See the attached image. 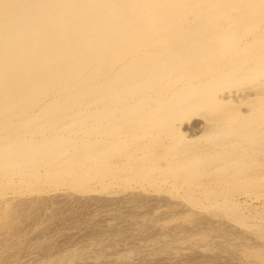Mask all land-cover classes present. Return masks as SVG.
Wrapping results in <instances>:
<instances>
[{
  "label": "bare ground",
  "instance_id": "obj_1",
  "mask_svg": "<svg viewBox=\"0 0 264 264\" xmlns=\"http://www.w3.org/2000/svg\"><path fill=\"white\" fill-rule=\"evenodd\" d=\"M134 186L264 242V0H0V195Z\"/></svg>",
  "mask_w": 264,
  "mask_h": 264
},
{
  "label": "rangeland",
  "instance_id": "obj_2",
  "mask_svg": "<svg viewBox=\"0 0 264 264\" xmlns=\"http://www.w3.org/2000/svg\"><path fill=\"white\" fill-rule=\"evenodd\" d=\"M15 189L16 191L13 189V191L7 192L8 194L0 195V264H264L257 262L260 260H256L257 257L253 254L256 250L252 251L261 242L262 244L264 242L260 239V242L256 241L254 237L251 242L248 239L244 242L241 239L238 241L237 238H232L233 236L230 237L224 228L227 229L232 226L238 230L246 229L229 218L213 216L216 213L212 209L202 213L200 210H195V215H198L199 212L201 217L204 215L202 222L196 223V217L195 222L186 218V213L191 212L182 208H147L132 202L139 199L163 197L144 193L146 189L151 192L153 187L134 186L131 189L130 187L128 189H120V187L111 189L107 195H97L100 198L99 203L93 200L92 194L85 196L79 193L73 194L77 197L76 199L69 197V195L59 196L61 201L56 203V206L50 204L52 199L45 201L43 196H39L41 201L38 200L39 203H37L38 201H32L37 198L35 195L18 194L17 188ZM85 198L89 199L90 202ZM14 205H17V209L12 211ZM34 208L37 209L34 210ZM8 216L13 217L14 221L8 223ZM50 217L53 219L51 220ZM205 217L212 218V221L209 222V224L213 222L211 226L207 225ZM15 223L16 225H14ZM224 223H229V225ZM114 236H118V239H114ZM219 246L221 247L220 250Z\"/></svg>",
  "mask_w": 264,
  "mask_h": 264
}]
</instances>
